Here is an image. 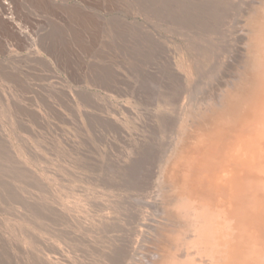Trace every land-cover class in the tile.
<instances>
[{
    "label": "rangeland",
    "instance_id": "1",
    "mask_svg": "<svg viewBox=\"0 0 264 264\" xmlns=\"http://www.w3.org/2000/svg\"><path fill=\"white\" fill-rule=\"evenodd\" d=\"M237 1L0 0L26 31L0 22V264H41L54 243L78 264L105 263L110 245L83 216L115 212L128 193L97 183H126L160 149L174 89L214 68Z\"/></svg>",
    "mask_w": 264,
    "mask_h": 264
},
{
    "label": "bare ground",
    "instance_id": "2",
    "mask_svg": "<svg viewBox=\"0 0 264 264\" xmlns=\"http://www.w3.org/2000/svg\"><path fill=\"white\" fill-rule=\"evenodd\" d=\"M236 4L235 15L224 18L227 46L206 79L174 89L176 115L163 123L160 149L136 160L126 183H97L128 193L115 212L83 216L84 227L99 229L110 245L104 264H264V0ZM0 22L26 35L1 12ZM119 90L109 89L123 95ZM78 215L71 208L76 223ZM54 244L41 264H78L76 251ZM88 246L98 251L90 243L84 251Z\"/></svg>",
    "mask_w": 264,
    "mask_h": 264
}]
</instances>
